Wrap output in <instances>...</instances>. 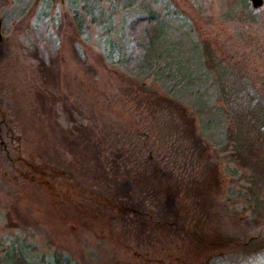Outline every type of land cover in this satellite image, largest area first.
Returning a JSON list of instances; mask_svg holds the SVG:
<instances>
[{
	"label": "rangeland",
	"instance_id": "1",
	"mask_svg": "<svg viewBox=\"0 0 264 264\" xmlns=\"http://www.w3.org/2000/svg\"><path fill=\"white\" fill-rule=\"evenodd\" d=\"M128 1L100 0L94 14L114 11L116 30L149 11L163 16L165 47L158 50L168 51L169 46L188 39L183 28L168 19L166 12L173 4L193 24L201 40L213 41L225 51L220 56L238 75L247 78V84L250 82L258 94H264V4L254 8L250 0L246 5L241 0ZM40 2L0 0V113L4 114L3 124H7L0 127V262L2 249L10 240L27 239L34 243L29 256L35 261L51 259L61 251L71 258L70 264H264V247L252 253L225 251L223 256L213 257L214 251L184 238L185 229L194 227L204 228L209 239H218L226 232L248 229L251 221H255L254 226H263L264 169H243L250 178L237 186L242 192L239 198L232 197L225 177L221 192L211 194L218 209L214 207L208 218L201 217L193 195H186L183 185L200 173L198 163L203 167L215 161L225 175L231 147L218 152L209 146L201 162L182 142L179 147L169 145L165 151L158 150L153 141L141 148L140 143H146L144 138L137 140L130 133L140 120L146 117L150 121L158 113L151 104L156 99L154 93L165 92L159 81L148 79L139 87V77L115 65L105 55L100 25L91 21L85 24L88 40L73 36L74 23L66 0H61L66 17L54 36L60 40L58 49L43 41L51 47L49 63L48 67L38 66L27 37L37 39L38 33L29 31L35 27L32 22ZM183 51L185 56L194 54L188 46ZM241 79H230L233 90L245 84ZM248 90L252 93L251 88ZM74 104L79 111L75 112ZM77 119L86 125L98 124L101 145L109 149L108 155L120 148L131 170L163 174L157 178L151 175L148 181L142 177L130 185H124L128 179L122 170L113 173V165H108L112 168L107 175L100 167L103 159L96 157L85 135L69 133ZM260 142L264 152V139ZM186 185L194 190L191 183ZM126 201L137 203L159 223H167L168 230L161 224L150 230L147 226L125 229L121 218L108 221L110 211L98 206ZM172 222L180 229L173 228Z\"/></svg>",
	"mask_w": 264,
	"mask_h": 264
},
{
	"label": "trees",
	"instance_id": "2",
	"mask_svg": "<svg viewBox=\"0 0 264 264\" xmlns=\"http://www.w3.org/2000/svg\"><path fill=\"white\" fill-rule=\"evenodd\" d=\"M99 1L66 0L74 23L73 36L77 39L79 36H84V39L88 40L86 33L88 26L85 24L91 21L100 25L101 34L105 38V55L109 56L115 65L122 66L134 76L139 77V87H143L146 80L154 79L159 81L165 90L163 94L154 93L156 99L151 107L158 111L155 118L148 121L145 117L137 123L138 128L135 126L132 128L133 133L130 134L136 136L137 140L143 137L146 142L140 143V147L145 149L144 145H150L149 143L153 141L158 146V150L165 151L168 150L169 145H178L182 142L187 150L196 153L198 162L206 159L204 152L209 146H214L218 152L227 151L231 147L224 164L225 175L220 172L219 164L215 161L203 167H200L198 163L196 165L200 173L183 185L186 195H193V201L201 217L212 216V209L214 207L218 209L219 205L215 203L216 197L211 194L214 190L221 192V183L224 182L225 177H228L229 192L233 194L232 197L239 198L242 192L237 186L241 184L242 179L250 178L247 173H242L243 169H264V152L260 142L264 139V94H258L250 82L247 84L248 79L238 75L225 57L220 56L225 51L217 48L213 41L201 40L193 30V24L181 15L175 6L173 8V4L166 12L168 19L182 27L188 39L187 42L184 41L185 38L181 39L178 45H174L173 48L168 45L170 48H167L168 51H161L158 49L165 47L162 37L166 26L165 17L149 11L147 14L131 19L130 22L122 23L121 29L116 30L112 13L114 11L108 14L105 10L101 15L94 14ZM241 2L246 5L248 0H241ZM38 6L39 9L32 22L35 27L29 31V34L35 32L38 36L36 40L27 37V44L38 66L48 67L50 56L48 51L51 49L50 46L58 49L60 40L54 37L55 31L62 18L66 17L67 10L63 9L61 0H41ZM130 6L133 9L132 3ZM24 11L23 8L22 12ZM249 11L253 12L254 9L250 8ZM249 17L253 21H258L255 16ZM43 41L50 45V48H47ZM187 46L188 51L194 50L193 55L185 56L183 50L187 49ZM77 47L79 48V45ZM176 48L181 49V52L179 53ZM188 62L191 64L188 65ZM232 77H237L238 80L243 78L245 84L241 83L240 88L236 87L233 90V83L230 80ZM249 88L252 93L248 90ZM254 94L257 96H253ZM259 98L263 101L262 103ZM72 107L75 112L80 110L76 104ZM58 110L60 109L56 105L57 113ZM0 115V127L2 128L7 124H3L4 114L0 113ZM72 115L70 113V116ZM98 127V124L86 125L82 119H77L74 128H71L69 133L74 134L75 131H79V136L85 135L84 139L88 141L96 157L103 159L100 160V167L107 175L112 168L108 165H113L116 167L113 173L122 170L123 175L128 179L127 182L124 181V185H130L132 181L139 183L142 177L148 181L152 176L157 178V175L163 174L159 172L155 174V171L145 174V172L140 173L138 169L131 170L129 168L131 164L121 155L120 148L112 153L113 155H108L109 149L101 145L102 131L97 132ZM230 162L238 166L228 164ZM186 183H191L194 190L189 189ZM148 185H151V182ZM248 189L252 191L253 187L250 186ZM98 206H105L107 211H110L108 221L121 218L127 225L125 229L131 226L139 230L148 227L150 230L161 224L154 219V215L138 208L137 203L133 201H126L122 205L98 203ZM254 223L255 221H251L248 229L218 235V239L206 237L204 228H189L185 229L184 238L192 239L195 244L201 245L200 248L206 247L208 251H214L211 253L213 257L223 256L225 251L252 253L256 252L259 247H264V225L254 226ZM171 224L176 230L180 229L176 222ZM161 227L166 228L167 223L161 224ZM32 244L34 243L28 242L27 239L10 240L2 249L4 257L0 264H64L63 259L68 260L65 264L71 263L69 260L71 258L61 251L54 253L51 259L41 257V261H35L29 256L32 255L29 249L34 248Z\"/></svg>",
	"mask_w": 264,
	"mask_h": 264
},
{
	"label": "water",
	"instance_id": "3",
	"mask_svg": "<svg viewBox=\"0 0 264 264\" xmlns=\"http://www.w3.org/2000/svg\"><path fill=\"white\" fill-rule=\"evenodd\" d=\"M254 8H259L264 4V0H250ZM2 19L0 17V42L3 40V31H2Z\"/></svg>",
	"mask_w": 264,
	"mask_h": 264
}]
</instances>
